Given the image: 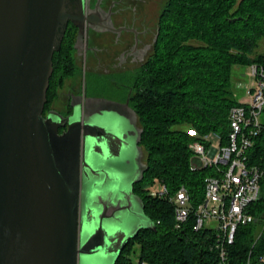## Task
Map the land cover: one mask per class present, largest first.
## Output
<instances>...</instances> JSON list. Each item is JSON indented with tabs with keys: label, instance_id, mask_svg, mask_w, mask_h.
Listing matches in <instances>:
<instances>
[{
	"label": "water",
	"instance_id": "obj_1",
	"mask_svg": "<svg viewBox=\"0 0 264 264\" xmlns=\"http://www.w3.org/2000/svg\"><path fill=\"white\" fill-rule=\"evenodd\" d=\"M84 19L85 0H0V264H80L105 251L115 264L142 228H155L134 193L145 164L129 102L97 99L85 118L79 104L44 115L54 54L69 22ZM134 142L126 188L117 160ZM136 201L146 219L123 238L118 224L139 217Z\"/></svg>",
	"mask_w": 264,
	"mask_h": 264
},
{
	"label": "trees",
	"instance_id": "obj_2",
	"mask_svg": "<svg viewBox=\"0 0 264 264\" xmlns=\"http://www.w3.org/2000/svg\"><path fill=\"white\" fill-rule=\"evenodd\" d=\"M158 25L153 48L135 72L129 102L142 129L145 164L134 193L155 228H142L115 264H220L211 246L213 233L194 230L193 217L176 228L174 204L168 196L153 195L151 187L159 182L174 194L186 186L195 203L203 197L212 169L195 166L190 144L213 133L226 144L230 109L242 102L234 88V69L264 67V0H163ZM70 40L65 34L54 54L48 101L56 96L54 77L75 71ZM251 210L258 221L239 227L229 249L230 264H246L249 256L255 263L264 252V179Z\"/></svg>",
	"mask_w": 264,
	"mask_h": 264
},
{
	"label": "built area",
	"instance_id": "obj_3",
	"mask_svg": "<svg viewBox=\"0 0 264 264\" xmlns=\"http://www.w3.org/2000/svg\"><path fill=\"white\" fill-rule=\"evenodd\" d=\"M251 68L256 87L239 83L247 88L251 98L230 109L226 144L220 143L217 149L207 140L190 144L197 160L195 166L212 169L204 180L201 200L195 203L186 186L174 194H169L165 185L160 191H151L153 195L170 198L176 228L193 217L194 230L213 233L211 246L218 252L220 264H230L229 249L236 241L239 227L258 221L251 207L260 198L264 179V123L260 119L264 110V67L253 64ZM246 264H264V252L255 263L249 256Z\"/></svg>",
	"mask_w": 264,
	"mask_h": 264
},
{
	"label": "flooded vegetation",
	"instance_id": "obj_4",
	"mask_svg": "<svg viewBox=\"0 0 264 264\" xmlns=\"http://www.w3.org/2000/svg\"><path fill=\"white\" fill-rule=\"evenodd\" d=\"M153 3H157L158 8H153ZM162 3L163 0H85L82 27L70 21L65 33L69 40L73 37L70 42L73 45L75 71L69 76L57 74L54 77L57 81L56 96L51 101L47 96V102H62V105L50 103L48 107L45 106L44 115L56 111L69 116L75 105L79 104L82 117L88 116L90 105H93L89 102H97L100 98L88 93L82 78L74 77L79 67L85 74L88 71L92 74L118 72L125 77L129 72L135 73L145 62L158 36V15ZM104 39L110 41L103 44ZM103 55L110 60L106 61ZM127 82L119 83L124 88L123 97L112 98V101L130 102L133 89L130 81ZM66 128L61 127L60 132Z\"/></svg>",
	"mask_w": 264,
	"mask_h": 264
},
{
	"label": "rangeland",
	"instance_id": "obj_5",
	"mask_svg": "<svg viewBox=\"0 0 264 264\" xmlns=\"http://www.w3.org/2000/svg\"><path fill=\"white\" fill-rule=\"evenodd\" d=\"M152 7L158 8V4L153 3ZM109 41L110 40L107 41L106 39H104L102 40V43L103 44L108 43ZM262 44H264V42H262ZM103 57L106 56L103 55ZM105 60L106 61L110 60V58L106 57ZM126 75L127 76L123 77L122 74H119L118 72L116 73L114 72L111 74H105V73L92 74L90 71H88L87 74H85L84 70H82L81 67H79L74 77L82 78L83 86L86 84L88 93L90 95H93L95 98H100L102 100L112 101L113 100L112 98L123 97L124 95V88L121 87L120 84H122L123 82L125 83V81L126 82L130 81V84H132L135 73L129 72ZM233 80L235 84L234 88L237 98L242 102L248 101L251 97L247 93V88L240 87L239 83L243 81L252 88L256 87V80L252 75L251 66L244 65L240 67H235ZM118 85L120 86L118 87ZM52 103L53 102H51V104ZM53 104H55V106H61L62 102H54ZM110 117L111 116H109V118ZM260 119L264 123V110L260 115ZM130 121L131 120H129V122ZM207 140L208 142L211 143V147L215 149L219 148L221 139L217 134L214 133L210 134ZM136 154H137V144L134 142L133 148L131 150L129 148L128 151L127 152L125 151V153L122 154L117 160L118 161L117 168L123 169L126 172V179H125L126 188H129L131 186L132 183L131 177H133L135 171L137 170V165H136L137 163L135 160ZM162 188L163 186L159 182H156L155 185L151 187V189L155 191H160ZM133 209L139 212V217L131 221L130 223L122 221L121 223L118 224L123 238L127 237L128 233L131 234L133 231L135 232V230L138 228L139 223L142 222L143 219H146L145 215L143 214L142 205L139 201H136L134 203ZM216 223H217L216 221L211 222L212 225H216ZM86 236H87L86 232L82 233L83 240L86 238ZM134 249L136 250V253H133V258L136 259L138 246L135 245ZM112 263H113V257L109 253H107V251L101 252L93 256H86L80 260V264H112Z\"/></svg>",
	"mask_w": 264,
	"mask_h": 264
}]
</instances>
